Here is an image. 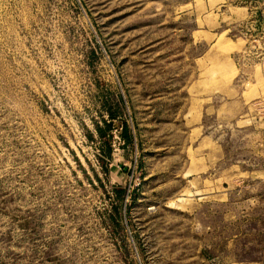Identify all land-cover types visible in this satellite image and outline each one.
<instances>
[{
  "label": "rangeland",
  "instance_id": "374dc122",
  "mask_svg": "<svg viewBox=\"0 0 264 264\" xmlns=\"http://www.w3.org/2000/svg\"><path fill=\"white\" fill-rule=\"evenodd\" d=\"M0 264H264V0H0Z\"/></svg>",
  "mask_w": 264,
  "mask_h": 264
},
{
  "label": "crops",
  "instance_id": "0c3cea01",
  "mask_svg": "<svg viewBox=\"0 0 264 264\" xmlns=\"http://www.w3.org/2000/svg\"><path fill=\"white\" fill-rule=\"evenodd\" d=\"M236 10H240L241 17L239 19H237L236 14L233 12L235 14V16H233V13H232V16L230 18H228L229 19V23H228L229 25H235L236 22H239V21L244 20L246 18V13H245V10L244 9L237 8ZM218 21H219V22H217L218 25L221 24V22H224L222 18H219ZM231 39L232 38H229V36H227V38H225L226 43L229 44V45H231V47L239 46L240 43L233 42Z\"/></svg>",
  "mask_w": 264,
  "mask_h": 264
},
{
  "label": "trees",
  "instance_id": "16d2710c",
  "mask_svg": "<svg viewBox=\"0 0 264 264\" xmlns=\"http://www.w3.org/2000/svg\"><path fill=\"white\" fill-rule=\"evenodd\" d=\"M115 117L116 116L113 113L111 115H109L110 120H114ZM97 131H98V133H100L99 129H97ZM112 193H113L114 197L118 198L120 200V202L122 203V199L124 198V195H125V190L122 189V187L115 186L112 189Z\"/></svg>",
  "mask_w": 264,
  "mask_h": 264
}]
</instances>
